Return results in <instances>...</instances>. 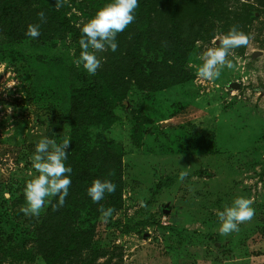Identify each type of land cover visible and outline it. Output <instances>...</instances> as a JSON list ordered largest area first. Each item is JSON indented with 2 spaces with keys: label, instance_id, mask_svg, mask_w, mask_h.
<instances>
[{
  "label": "rangeland",
  "instance_id": "1",
  "mask_svg": "<svg viewBox=\"0 0 264 264\" xmlns=\"http://www.w3.org/2000/svg\"><path fill=\"white\" fill-rule=\"evenodd\" d=\"M229 1L240 9L241 2L251 4L255 15L243 31L249 45L229 56L233 69L213 81L196 75L204 46L229 29L205 13L199 20L205 37L193 40L184 60L189 79L157 91L130 82L113 108L116 120L98 128L119 156L123 183L121 207L107 223L100 215L94 220L92 245L104 251L98 263L264 264V8L256 0ZM83 2L81 11L68 4L77 26L100 8ZM31 42L0 43V241L6 247L10 240L31 244V216L21 211L25 181L35 174L29 157L40 138L68 137V91L82 68L67 39ZM255 50L260 53L252 55ZM181 171L188 172L183 182ZM237 196L254 201L255 216L239 232L221 235L216 212ZM17 197L22 202L15 204ZM0 264L44 263L38 255L15 260L0 251Z\"/></svg>",
  "mask_w": 264,
  "mask_h": 264
},
{
  "label": "trees",
  "instance_id": "2",
  "mask_svg": "<svg viewBox=\"0 0 264 264\" xmlns=\"http://www.w3.org/2000/svg\"><path fill=\"white\" fill-rule=\"evenodd\" d=\"M94 1L100 7L110 2ZM256 1L264 8V0ZM55 4L56 0H0V43L31 39L35 45H45L67 39L78 57L81 32L77 17L67 13L68 4L81 11L85 3L66 0L59 9ZM240 5L241 9L229 0H139L135 21L117 34V50L100 53L104 59L97 73L89 75L81 68L70 84L67 124L71 141L65 164L72 172L65 204L58 210L46 205L39 217L29 218L33 226L29 247L23 242L13 245L11 240L6 247L0 241L2 253L27 261L38 255L44 264H109L110 258L97 262L104 251L92 245L94 220L100 215V205L115 210L121 207L123 183L119 156L111 142L100 140L98 128L107 129L116 120L113 108L124 100L130 82L142 90L157 91L189 79L184 60L193 40L205 37L199 23L205 13L217 16L227 28L238 25L245 32L255 15L251 4ZM40 11L46 22L38 18ZM29 24L40 25L38 38L25 35ZM93 179L111 180L117 186L115 193L105 194L100 204L94 203L86 194ZM21 198L17 197L15 204L22 202Z\"/></svg>",
  "mask_w": 264,
  "mask_h": 264
},
{
  "label": "clouds",
  "instance_id": "3",
  "mask_svg": "<svg viewBox=\"0 0 264 264\" xmlns=\"http://www.w3.org/2000/svg\"><path fill=\"white\" fill-rule=\"evenodd\" d=\"M65 2L66 0H56V8L63 7ZM138 7L139 0H110L109 3L98 8L91 18L81 21L78 24L81 32L78 41L80 53L73 60L74 65L82 67L89 75H95L104 59L99 57L98 53L117 50V34L135 21L134 13ZM37 15L42 22H46L43 11L38 12ZM39 29V24H29L25 35L36 39L40 36ZM249 43L250 37L238 25L230 26L226 33H218L211 41V45H205L204 50L199 53L197 59L200 63L195 66L196 75L205 81L218 79L224 68L235 67L229 59V56L234 54V50ZM73 55L75 56V49ZM8 111L11 112L12 109L9 108ZM70 141V138L65 137L57 143L55 139L45 136L35 144L34 152L29 157L35 174L30 175L23 188L25 205L21 211L25 216L39 217L46 205L58 210L65 204L71 186L72 168L65 164ZM187 176V171H181L179 180L183 182ZM116 187L111 180L93 179L86 188V194L94 203L100 204L105 199V194L115 193ZM53 198H56V203H52ZM253 203L250 198L237 196L231 204H225L222 210H217L220 234L227 236L239 232L241 224L251 221L255 216ZM140 205L146 206L144 201H140ZM98 211L100 219L107 223L115 209L100 205Z\"/></svg>",
  "mask_w": 264,
  "mask_h": 264
},
{
  "label": "water",
  "instance_id": "4",
  "mask_svg": "<svg viewBox=\"0 0 264 264\" xmlns=\"http://www.w3.org/2000/svg\"><path fill=\"white\" fill-rule=\"evenodd\" d=\"M258 53H260V51L255 50V51L252 53V55H256V54H258Z\"/></svg>",
  "mask_w": 264,
  "mask_h": 264
}]
</instances>
